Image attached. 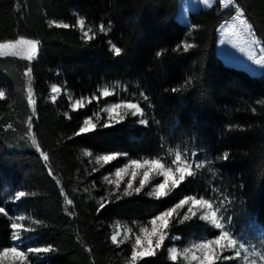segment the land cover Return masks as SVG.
Segmentation results:
<instances>
[{"label":"trees","instance_id":"obj_1","mask_svg":"<svg viewBox=\"0 0 264 264\" xmlns=\"http://www.w3.org/2000/svg\"><path fill=\"white\" fill-rule=\"evenodd\" d=\"M237 3L264 42V0ZM177 10L178 0H0V41H41L31 65L22 57L0 56V90L5 91L0 100V206L24 215L25 225L37 218L42 222L33 225L30 243L56 249L42 253L43 264H129L131 244L111 243L115 221L147 222L173 204L177 191L198 194L205 186V193L214 188L232 201L225 215L235 233H252L254 226L264 231V72L253 75L216 53L218 27L234 9L216 4L191 10L190 25L178 20ZM55 23L70 27L58 29ZM89 28L91 39L82 36ZM185 42L195 47L184 52ZM27 66L33 73L35 108L27 102L21 76ZM115 83L149 97L141 101L147 126L130 113L119 124L100 126L107 120L103 109L120 99L100 92ZM53 86L60 89L54 100ZM174 87L181 90L173 93ZM71 97H85V102L74 107ZM97 117L94 131L75 135L85 118L96 123ZM33 136L50 157L47 165L32 145ZM177 149L202 155L206 166L194 168V177L159 200L144 190L115 200V185L106 177L110 163L97 162L98 156L112 153L165 158ZM225 152L228 160L221 158ZM17 190L30 195L7 202ZM11 231V219L0 213V250L10 245ZM215 234L193 217L171 227L156 256L138 264H179L169 257L172 243ZM217 264H236V259Z\"/></svg>","mask_w":264,"mask_h":264},{"label":"snow or ice","instance_id":"obj_2","mask_svg":"<svg viewBox=\"0 0 264 264\" xmlns=\"http://www.w3.org/2000/svg\"><path fill=\"white\" fill-rule=\"evenodd\" d=\"M207 3V0H203ZM221 7L227 9L229 6H234L235 17L238 21V26L234 25L232 29H228L225 33L227 36H236L233 41L234 46L239 43L247 44L250 48H254L257 44H261V54L264 57V42L257 38L256 30L254 29L253 23H251L245 17V12L241 9V6L237 3V0H219ZM84 20H79V26L81 29L84 28ZM54 26L58 29H68L70 25L68 23H55ZM111 27V25H108ZM223 28V26H221ZM92 31L89 28L83 31L82 36L87 39H91L89 33ZM99 31L105 32V25L101 24ZM177 46L176 51H179ZM183 51L188 52L190 49L195 47L194 43H183ZM115 53L121 54V49L115 47ZM243 51V49H241ZM41 52V41L39 39H15L8 42H0V56L5 57H22L28 61L29 64L38 59ZM159 55V53H158ZM255 64L264 67V58L257 59L255 56L252 57ZM32 75V68L29 67L25 72V76ZM181 90L180 88L174 87L171 89L173 93ZM52 93L60 91L58 87L53 86L51 89ZM167 91V90H166ZM113 93L108 87H104L100 92L103 97L111 96ZM145 101L149 100L147 95H144ZM5 98V91L0 90V100ZM55 97L53 96V100ZM29 105L35 108L36 101L33 98V90L31 85L28 87V100ZM81 100H77L76 104H80ZM264 103V101H261ZM148 107H152L149 103ZM121 110H127L130 112L132 117H141L139 123L147 126L148 120L144 119L145 110L141 107L138 102L124 101L122 103H112L109 107H105L103 111L107 113V120L100 124L103 128L112 127L114 124H119L124 119V113ZM95 115V114H94ZM97 122L94 123L91 118H85L83 125L79 128L75 135L79 136L83 133H90L97 128ZM31 129V124L29 125ZM32 145L35 146L36 151L39 152L43 161L47 165L49 162V155L45 151H41L40 144L37 143L35 136L32 137ZM92 155L91 152L87 153ZM119 156H128L127 153H115L105 154L97 157V162L103 161L105 163L116 161ZM197 156L196 152H192L190 155L184 153L183 157L179 150L175 152V158L170 162L162 161V158H145L135 159L129 158L123 166H116L114 182L115 191L111 195L115 200L131 197L133 195H140L144 189L148 188L145 193L147 196L155 197L157 200L162 197H167L171 190L176 189L179 185L185 182L186 178H192L195 176L194 168L201 169L204 167L206 161H200L193 159ZM223 160L229 159V153H223ZM49 176H53V172L49 169ZM128 176L129 179L123 180V177ZM160 176L163 177L162 182L155 184L152 187H148L151 183V177ZM139 177L138 183L137 178ZM125 186L122 188L121 184ZM61 194H63V188H61ZM30 193L17 190L15 192V200L19 201L21 198L28 197ZM113 200L112 202H115ZM67 204L71 205L73 201L65 196ZM228 197L216 200V198L210 194H192L186 195L180 199L174 206L168 207L167 210L161 211L158 215L152 218L149 223L151 227H140L139 234L135 236V241L131 245V253L129 258V264H138V261L143 260L145 257H154L157 254V250L161 249L164 245L165 240L169 236V229L175 227L177 224H183L187 221L192 220L193 217H198L200 221L206 222L208 225L218 230V234L214 238H208L202 242H192L189 246L185 247L183 251H179L176 247L172 246L167 249L169 257L172 261H176L178 257H183L187 264H217V261L221 260L222 253L225 251L235 250V257H241V250L244 253L243 264H249V245L250 242L244 240L243 235H237L233 231L231 225V217L226 216L227 212L226 204L231 203ZM188 205L187 211L181 214L179 210L184 209ZM100 208H104V203L99 205ZM199 212V215H198ZM0 213L7 215L6 208L0 206ZM25 220L24 215H18L13 218L11 228L13 229L12 239L13 241H20L23 239L22 233H30L36 231L33 225H39L42 222L37 219H32L30 225L19 223ZM133 231L132 228L126 230L127 234ZM118 234L111 235V243L118 246ZM173 239H176L173 234ZM259 245V238H254ZM56 249L51 246H33L21 249L19 244H13L12 246H5L0 250V264H34V261L30 262L29 254H47L53 253ZM251 255L253 259L250 264H264V252H257L256 248L251 249ZM232 257H224V259H231Z\"/></svg>","mask_w":264,"mask_h":264},{"label":"rangeland","instance_id":"obj_3","mask_svg":"<svg viewBox=\"0 0 264 264\" xmlns=\"http://www.w3.org/2000/svg\"><path fill=\"white\" fill-rule=\"evenodd\" d=\"M216 4H219V0H207V3H204L203 0H178L177 18L180 22H182L186 25H190L191 20H190L189 13L191 10H195V9H199V8H202V9L211 8V7L215 6ZM219 6H220V4H219ZM220 8H221V10L222 9L225 10V8H223L221 6H220ZM231 8L234 9L233 15L230 18H228L227 20L223 21L220 24V26L218 27V41H217V46H216V53H217V55H219V57L226 64L234 65L236 67L242 68V69L248 71L249 73H251L253 75H260L264 72V67L256 65L254 60L252 59V57L255 56L257 59L264 58V57H262V54H261L262 45L257 44L254 48H250L247 44L239 43L236 46H234L233 41L236 39V36H227L225 34L227 32V30L232 29L234 27V25L238 26V21H236L234 19L235 15H236L234 6H229L227 9H231ZM221 26H223V28ZM20 38L32 39V38H28V37H18L17 39H20ZM14 40H12V41H14ZM8 41H10V40L0 41V42H8ZM112 48L115 49V46L112 45ZM241 49H243V51ZM28 68H29L28 66L24 67L22 72H21V76L23 79V86H24V89L26 90L27 96H28V87H29V85H31L32 90H33V98L35 99L34 87H33V82H32L33 73L31 76H25V72L28 70ZM115 87H116V89H114ZM108 88L112 93H116L118 98H120V99L115 101V102H111V103L107 104L106 107H109L112 103H122L124 101L138 102V103H140L141 107L144 108L145 116H146V113H147L146 109L141 104V101H145V100L143 99V97L139 93H137L135 91V89L128 88L127 86H125L121 83H115ZM58 92L53 93L52 99H53V96L56 97ZM77 100H81V103L76 104ZM71 101H72V105L74 107H78L85 102V97L84 98L71 97ZM121 111L125 115L130 113L127 110H121ZM139 118L141 119V117H139ZM91 119L93 120V118H91ZM144 119H145V117H144ZM177 150H179L181 152L182 157H183V154L186 153L185 151H183L181 149H177ZM177 150H171V152H169L170 155L168 157L162 158V161L170 162L172 159L175 158V152ZM112 154H115V153H112ZM188 154L190 155L191 153H188ZM129 158H130L129 156H119L116 161L108 162V163H110V168L112 170L110 172H108V174L106 175L107 179L110 180L111 182H114L116 180V177L114 174L116 166H123V164L126 163ZM145 158H147V157H145ZM145 158H141V159H145ZM193 159L205 161L203 156L199 155V154H197V156ZM205 166H206V163H204V167ZM53 177L60 184L59 177L55 174L53 175ZM127 179H129L128 176L123 177V180L126 181ZM138 180H139V177L137 178V183H138ZM162 180H163V177L153 176V177H151V183L148 187L150 188V187L154 186L155 184L162 182ZM60 187L63 188L62 185H60ZM206 187L207 186H205L202 190H200V192L198 194H210V195L214 196L216 198V200L222 199V195L219 194V192L217 190H215L214 188L209 193H205ZM144 191L147 192L148 188L144 189ZM63 192H64V189H63ZM171 192H172V190H171ZM185 196L186 195L181 194L180 192L177 191L176 194L174 195V198H173L174 201H173V204L171 206H174L176 203L179 202L180 199L184 198ZM150 198L157 200L155 197H150ZM162 198H165V197H162ZM12 200H15V196L13 198L8 199L7 202L12 201ZM3 206L6 208V212L8 213L7 217L9 219H11V223L13 222V218L15 216L22 215L18 211H14V213H10L8 211L7 206H5V205H3ZM187 208H188V205H186L184 207V209H181L179 211L181 212V214H183L184 212L187 211ZM167 209H165V210H167ZM165 210H163V211H165ZM198 215H199V212H198ZM149 221H147V222H126V221H118L117 220L114 223V227H113L114 233L113 234H118L117 235L118 241H128L132 245L135 241V236L139 234V228L140 227H149V228L151 227ZM202 222L207 224L204 221H202ZM19 223H23V221L19 222ZM210 227H212V226H210ZM255 227L256 226H254L252 228V233H247V234L243 235L244 240L250 242L249 255H248L249 264H250L251 260L253 259V256L251 255V249L252 248H256L257 252H264V231L261 230L260 228H255ZM128 228H132L133 231L131 233H128L127 238H125L126 230ZM212 228H214V227H212ZM12 234H13V229L11 231V243L9 246H12L13 244H19V247L21 249H26L27 247H33V245L30 243L31 232L30 233H22L23 239L20 241H13ZM217 234H218V230H217ZM217 234H215V235H217ZM236 234L238 236L240 235L238 233H236ZM215 235L211 236V237H205L202 239L183 240L181 243H179V242L172 243L170 247L174 246L179 251L182 252L183 249L185 247L189 246L192 242H202L203 240H206L208 238H214ZM177 238L178 237H176V239ZM254 238H259V241H260L259 245H257V241L254 240ZM234 252H235V250L225 251V253L222 255L221 259H224V257L230 256V257H232L231 259H233V258L236 259V264H243V262H244L243 250H241V253H242L241 257H235ZM29 256H30V262L34 261V264H43V262H42L43 254H29ZM177 262L179 264H187V262L183 259L182 256L177 258ZM258 264H259V261H258Z\"/></svg>","mask_w":264,"mask_h":264}]
</instances>
